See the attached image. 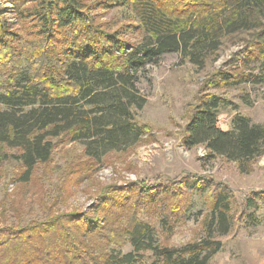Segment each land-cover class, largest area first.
I'll list each match as a JSON object with an SVG mask.
<instances>
[{"label": "trees", "instance_id": "trees-1", "mask_svg": "<svg viewBox=\"0 0 264 264\" xmlns=\"http://www.w3.org/2000/svg\"><path fill=\"white\" fill-rule=\"evenodd\" d=\"M2 1L0 171L8 159L19 162L21 184L50 161L56 144H79L84 156L68 165L65 175L75 182H63V193L112 154L139 144L149 127L136 119L146 99L137 92L135 73L164 53L177 52L203 69L226 39L242 35L246 54L240 65L248 71L218 72L204 80V88L247 82L256 77L252 69L264 70V0ZM111 7H124L130 22L112 30L92 13ZM127 31L138 40L124 37ZM223 101L206 90L199 94L181 142L185 148L202 145L207 155L246 171L264 153V123L235 113L229 128L220 127ZM194 194L205 199L202 233L184 244L159 241L157 229L139 215L154 207L163 230L171 232ZM258 199L264 191L252 193L237 220L255 225L259 219L250 207L258 209ZM233 201L226 183L204 175L106 184L85 209L47 208L42 219L2 224L0 264H208L223 247L218 237L234 223ZM127 243L131 250L116 251Z\"/></svg>", "mask_w": 264, "mask_h": 264}, {"label": "rangeland", "instance_id": "rangeland-1", "mask_svg": "<svg viewBox=\"0 0 264 264\" xmlns=\"http://www.w3.org/2000/svg\"><path fill=\"white\" fill-rule=\"evenodd\" d=\"M92 13L98 22L112 30L130 22L124 7L97 8ZM124 37L138 40V35L129 31ZM245 54L242 35H238L226 39L217 53L207 59L203 69L182 60L177 52H167L154 62L143 63L135 73V87L146 102L135 115L149 130L140 143L125 154H112L66 193L61 191L63 182H75L71 181L73 177L65 175L68 165L84 159L79 144H56L50 161L39 166L27 184H21L17 177L20 163L6 160L0 171V226L42 219L47 208L52 212L85 209L95 202L96 192L106 184L173 183L187 174L204 175L230 187L235 216L231 230L218 237L223 242L222 249L208 264H264V199L257 200L258 209L251 204L250 209H255L259 219L255 225L237 220L241 205L252 193L264 191V153L249 163V169L242 171L235 161L207 155L202 145L185 148L181 142L183 126L196 98L204 90L224 98L218 107L220 127L229 128L235 113L248 116L252 122L264 123V70L252 69L256 77L247 82L204 88V80L218 72H247L240 65ZM191 197L185 217L175 222L171 232L163 230L159 223L161 216L154 212V207L142 209L139 215L157 229L159 241L175 246L184 244L202 233L201 212L205 210V199L195 194ZM131 249L127 243L116 251ZM149 261L150 256L145 255L144 262Z\"/></svg>", "mask_w": 264, "mask_h": 264}]
</instances>
